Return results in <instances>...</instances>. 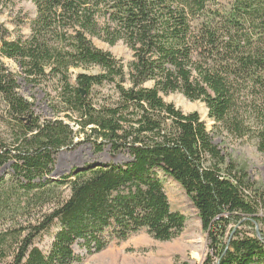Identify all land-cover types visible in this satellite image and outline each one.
Segmentation results:
<instances>
[{
  "label": "trees",
  "instance_id": "1",
  "mask_svg": "<svg viewBox=\"0 0 264 264\" xmlns=\"http://www.w3.org/2000/svg\"><path fill=\"white\" fill-rule=\"evenodd\" d=\"M30 1L26 37L0 21V264H75L76 245L93 254L141 231L175 238L186 218L160 173L197 211L204 264H264V186L214 142L253 139L264 154V0ZM93 40L122 43L131 61ZM89 67L100 72L72 75ZM171 93L202 102L211 128L166 103ZM81 137L110 160L54 177L57 153ZM119 153L128 159L112 162Z\"/></svg>",
  "mask_w": 264,
  "mask_h": 264
},
{
  "label": "rangeland",
  "instance_id": "2",
  "mask_svg": "<svg viewBox=\"0 0 264 264\" xmlns=\"http://www.w3.org/2000/svg\"><path fill=\"white\" fill-rule=\"evenodd\" d=\"M4 6L0 13V21L11 33V38L26 37L29 34V21L34 16V6L30 0H3ZM95 46L109 52L120 64L126 65L132 59L131 52L122 43L110 46L99 40H93ZM8 69L15 72L19 70L12 60H3ZM72 75L81 72L96 74L98 67L76 68L71 70ZM20 92L35 104V109L43 117H51L52 113L43 91L31 87L21 78L18 79ZM100 94H109L110 86L96 88ZM166 103H171L182 113L196 112L210 129L212 120L207 115L205 105L200 101H190L180 93H171L163 96ZM79 139V140H78ZM71 149H61L56 155L53 175L59 177L70 172L72 168H79L91 162H108L109 150L105 147L96 151L91 141L84 137ZM214 142L232 157L238 165L244 167L252 179L264 186V154L258 151L255 140L243 138L235 139L226 133L214 137ZM128 159L126 153H119L112 162L119 163ZM170 208L182 213L185 218V227L182 232L167 241L152 238L144 231L129 236L125 240L110 243L104 250L89 254L82 247H74L75 253L81 261L75 264H104L103 259L112 257L129 261L131 264H149L155 260L156 264H204L207 254V240L201 229L197 211L180 186L170 177L160 173Z\"/></svg>",
  "mask_w": 264,
  "mask_h": 264
},
{
  "label": "bare ground",
  "instance_id": "3",
  "mask_svg": "<svg viewBox=\"0 0 264 264\" xmlns=\"http://www.w3.org/2000/svg\"><path fill=\"white\" fill-rule=\"evenodd\" d=\"M155 260L149 262V264H156ZM102 262L104 264H131L129 261L125 259L124 260L122 259L121 261H119V258H116V257H112L110 259H103Z\"/></svg>",
  "mask_w": 264,
  "mask_h": 264
},
{
  "label": "water",
  "instance_id": "4",
  "mask_svg": "<svg viewBox=\"0 0 264 264\" xmlns=\"http://www.w3.org/2000/svg\"><path fill=\"white\" fill-rule=\"evenodd\" d=\"M54 177H56V176L54 175Z\"/></svg>",
  "mask_w": 264,
  "mask_h": 264
}]
</instances>
